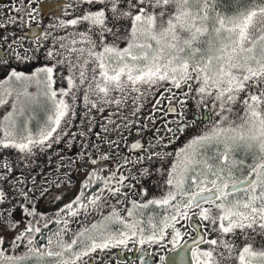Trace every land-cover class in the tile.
<instances>
[{
  "label": "snow or ice",
  "instance_id": "1",
  "mask_svg": "<svg viewBox=\"0 0 264 264\" xmlns=\"http://www.w3.org/2000/svg\"><path fill=\"white\" fill-rule=\"evenodd\" d=\"M42 7H29L28 19ZM64 8L72 18L47 27H72L71 44L66 33L59 50L49 47L52 62L26 71L0 57V105L11 101L0 117V264H93L98 252L129 242L155 246L158 260L141 256L143 264H264V0H77ZM49 36L41 32L33 43ZM24 53L12 49L18 63L35 58L32 49ZM57 66L62 73L66 66V87L56 86ZM81 90L83 105L100 111L123 106L130 93L134 105L168 93L180 108L168 105L177 131H197L171 152L172 136L125 142L121 151L96 133L109 145L102 152L86 139L91 118L79 141L68 131ZM189 99L198 111L181 123ZM172 122H165L170 134ZM61 142L77 151L57 153V172L78 171L79 161L85 173L66 202L30 170L34 149ZM137 186L140 199L129 194ZM45 199L60 202L54 212L38 209ZM96 213L90 223L77 219Z\"/></svg>",
  "mask_w": 264,
  "mask_h": 264
},
{
  "label": "rangeland",
  "instance_id": "2",
  "mask_svg": "<svg viewBox=\"0 0 264 264\" xmlns=\"http://www.w3.org/2000/svg\"><path fill=\"white\" fill-rule=\"evenodd\" d=\"M38 0H32L31 5H29L28 0H0V33L4 32L3 34H0V47H2L3 41L7 42L8 49L12 51V49H16V51L20 52L21 55H24V49L29 48L32 49V55L35 57L34 59L30 61H26L23 64L16 62L14 55L10 54L11 57L7 60L9 65L17 67L19 70H26L30 71L31 68L35 67V60L36 59H43L48 58L46 55V52L49 47L59 50V38L65 37L66 33H68V39L67 43L71 44V33L73 31L72 27H69L68 29H51L47 26L49 24H54L56 21H46L45 22V31L51 32V36H49L47 39H40L37 41L36 44L33 42H27L24 39L19 40L17 37L18 35L15 34L17 29L23 28L28 23H31L28 19V8L32 7L35 8V3ZM70 4L77 3V0H69ZM23 7V11H20L19 9ZM73 9L69 8L66 9V12L68 15H65V18H72L71 13ZM64 17V16H63ZM37 21V19L32 20ZM11 28L10 36L5 34L7 31H5L6 28ZM78 29L76 31H82L84 30L81 26H76ZM56 41L54 43L53 41ZM23 45V47H20V45ZM79 44H77V47ZM36 47H44L46 48L43 51L37 50ZM33 66V67H32ZM5 65L0 64V75L3 74V69ZM57 72V80H56V86H67L66 82L62 80V74H66V66L63 69V73L61 71L60 66H57L56 69ZM163 89H158L156 92V95H159L160 92H162ZM135 94L130 93L128 97H126L123 100V106L117 107L116 105H110L105 106L103 111H100L99 109H91L90 107L86 108L83 105V91L81 90L77 94V103L75 105V114L71 115V121H72V127L68 130L69 133H75L76 134V140L79 141L81 137L79 136V131L84 130L88 124H89V118H91L92 121V133L90 136H87L86 139H88L91 142H95L100 150L107 151L109 149V145L106 143H101L100 138L96 136V133H100L102 137H106L111 139L110 134H105L104 131H102L101 126L107 125L108 128H117V125H120L118 130L114 131L113 140L118 141L120 145V149L123 145H121L125 138L127 136L135 135V134H143L146 136L148 145L149 143H156V137H163L165 141H167L170 136L175 137L173 139L172 143L167 146L165 149L166 151H173L174 148L182 146L184 140L187 138L188 135L194 134L197 129L189 127L185 133H179L177 131V124L175 120H178L179 117H175L174 115H164L165 107L168 100V93H164V98L157 102L153 98V94L149 93L147 96H140V99L137 101V103L133 104V96ZM187 107H190L192 111L197 112L198 109L195 106V103L192 100L185 101ZM153 105L156 107V111H153ZM204 105H200L201 110ZM11 107V101L9 100L8 103L4 105H0V117H3L4 113ZM210 107V105H209ZM120 112H123L121 115ZM111 114V115H110ZM188 117V116H187ZM164 119L168 121H173L172 123L168 124V127L172 129V133H167L165 131V122ZM131 120L132 123L128 124V121ZM160 120L161 122L158 124V128L156 131L154 130H148V128H152L150 125V122ZM207 123V121L205 122ZM66 125L62 124L61 127L64 128ZM79 126V127H77ZM203 125H201L202 127ZM80 128V129H79ZM146 129V130H145ZM154 129V128H153ZM148 130V131H147ZM119 134V135H118ZM121 137L123 139H121ZM68 136L62 137V141L67 139ZM91 145L89 144V147ZM159 147H164L163 145H158ZM79 147H83V145H79ZM3 149H0V152H2ZM77 151V147H73L71 151H65L64 143L61 142L60 144L53 143L52 148L48 149L45 148L43 151H41L39 148L34 149L35 156L33 158L34 162L30 165V170L33 171V175H37L40 177L41 180L49 179L52 181V188L50 189V195H55L57 193H62L64 196L67 197H73V195L78 190V185L80 180L84 177V170L80 167V162L77 161V168L78 171H73L69 167H63L59 169V172H57V160L59 159V156L57 153L59 152L60 155L64 156H71L72 153ZM64 164H68V160L65 159ZM167 167V165H165ZM64 173H67L72 177V186H68V180L65 177ZM40 181L38 180L37 183ZM145 185L149 186V195L152 194V183L150 181H144ZM63 185L59 189L56 187L57 185ZM44 187H47V185H44ZM137 187H134L132 191L129 193L130 195L134 196L136 199H140V196L137 191ZM67 200V199H66ZM59 204V203H58ZM58 204L55 205L54 209L58 206ZM38 209L45 212H47L48 209H50V205L45 203L44 201H41L39 205H37ZM109 209H103L104 212H107ZM55 211V210H54ZM84 223H90L89 221ZM186 227V226H184ZM190 231V229H189ZM21 250H23V246H21Z\"/></svg>",
  "mask_w": 264,
  "mask_h": 264
},
{
  "label": "flooded vegetation",
  "instance_id": "3",
  "mask_svg": "<svg viewBox=\"0 0 264 264\" xmlns=\"http://www.w3.org/2000/svg\"><path fill=\"white\" fill-rule=\"evenodd\" d=\"M38 2H39V4L41 2H47V9H46L47 14L44 15L43 12L40 10V8H38L40 15L37 18V21L33 22L32 20H30L31 23H28L27 25H25L21 29H17L15 32L16 35H18L19 37H23V39L27 42H33V40L36 37L32 38L29 35H25L24 32L29 31L33 26H38L41 32H45V22L46 21H50V22L56 21V17L65 18L66 9L64 8V4L65 3L70 4L69 0H38L35 3V8L38 7ZM48 6H49V8H48ZM76 29H78V27H75V30ZM10 30H11L10 27L5 29V31H7V33L5 34L4 38L6 37V35L10 36V33H8V32H10ZM3 33L1 32L0 34H3ZM7 44H8L7 42L3 41L2 47H0V49L2 50V55L0 57H3L5 60H8L12 55V51L10 49H8ZM36 48H37V50H40V51H43L46 49L44 47H36ZM5 49L8 50L7 55H5V53H4ZM50 62H52V61H50V58L43 59L41 57V59L35 60V67L40 65V64L50 63ZM177 99H178V97H177ZM170 103H171V105L176 107L177 112L180 111V108L177 105L176 100L174 99V100L169 101L167 103V105L165 107L164 115H172V116L174 115L173 113L168 112L167 107ZM201 110H204V106ZM184 111L186 112V116H185V120L181 121V123H186L188 120L192 119L193 113H196L195 111H192V109L190 107H186V109ZM122 113L123 112H120L119 115H121ZM196 119H200L199 115L196 116ZM166 121H168V120L164 119V122H166ZM160 122H161L160 120L150 122V125L152 128H148V130L156 131L158 128V124ZM116 130H118V128H108V131L105 132V134L106 135L110 134L111 139L113 140V137H112L114 135L113 132ZM134 140H139L142 145H145V146L148 145V141H147L146 136H144L143 134H135V135L127 136L125 138V140L123 142H121L122 143L121 145H123V146L121 147L120 150L124 151L125 142H127L128 144H131ZM136 151H139V150H136ZM71 198L72 197H70V196L67 197V196H64V194H63V201L66 202V201L70 200ZM45 203L50 205V209H48L47 212L52 213L55 210L54 209L55 205L60 203V202H55V203L50 204L48 202V200L45 199ZM98 215H99V213H96L94 215L89 216L87 219L83 215H81L77 219L81 223H84L87 221L91 222V220L96 219L98 217ZM78 227H79V224H77V223L71 224V229L73 231H75ZM154 252H155V246H153L151 249H148L145 246L133 245L131 242H129L127 247H114L111 249H107L104 252H98L99 259H94L93 264H143V262L140 260L141 256H144L146 259L151 258L154 260H158V256L152 255V253H154Z\"/></svg>",
  "mask_w": 264,
  "mask_h": 264
},
{
  "label": "water",
  "instance_id": "4",
  "mask_svg": "<svg viewBox=\"0 0 264 264\" xmlns=\"http://www.w3.org/2000/svg\"><path fill=\"white\" fill-rule=\"evenodd\" d=\"M40 5H43V7L40 8V10L43 12V14L44 15L47 14V10H46L47 9V2H41ZM48 8H49V6H48ZM40 33H41V31H40L38 26H33L29 31L24 32L25 35H29L32 38L39 36ZM1 55H2V50L0 49V56ZM173 107H175V106H173ZM167 109H168V107H167Z\"/></svg>",
  "mask_w": 264,
  "mask_h": 264
}]
</instances>
